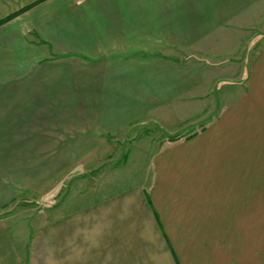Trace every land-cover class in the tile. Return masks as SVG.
Segmentation results:
<instances>
[{"label": "crops", "instance_id": "obj_1", "mask_svg": "<svg viewBox=\"0 0 264 264\" xmlns=\"http://www.w3.org/2000/svg\"><path fill=\"white\" fill-rule=\"evenodd\" d=\"M262 21L264 0H0V213L52 176L37 149L207 116L147 182L0 214V264H264Z\"/></svg>", "mask_w": 264, "mask_h": 264}, {"label": "rangeland", "instance_id": "obj_2", "mask_svg": "<svg viewBox=\"0 0 264 264\" xmlns=\"http://www.w3.org/2000/svg\"><path fill=\"white\" fill-rule=\"evenodd\" d=\"M260 28H264V21L261 22ZM248 57L249 54H246V58ZM242 81L240 80V83ZM234 82L236 81L230 80L228 85L221 89L219 87L216 94L223 95L226 88L229 94L237 93L240 91V83L236 85ZM216 103L215 107L219 109L224 101ZM206 117L204 115L196 118L198 120L191 123L192 125L185 121L175 127L168 125L169 122L134 123L124 142L120 141L117 146L111 148L37 149L38 180L51 165L54 167L51 168L52 176L48 178L47 175L48 179L44 177L47 181L40 183L31 193L16 198L0 214L8 216L10 220L24 221L28 220L30 215L35 213L39 215L60 208L64 204L74 207L78 198L90 199L91 196L85 195L94 194L92 190L109 183L118 190L129 184L147 182L152 173V158L168 141L167 139L175 134L179 137L189 136L193 131L200 129L202 120ZM177 127L181 128L180 133H177ZM246 136L251 140H264V132H261L259 137L258 133ZM83 193L85 194L82 195Z\"/></svg>", "mask_w": 264, "mask_h": 264}, {"label": "trees", "instance_id": "obj_3", "mask_svg": "<svg viewBox=\"0 0 264 264\" xmlns=\"http://www.w3.org/2000/svg\"><path fill=\"white\" fill-rule=\"evenodd\" d=\"M179 138V136H170L168 138V141H174V140H177Z\"/></svg>", "mask_w": 264, "mask_h": 264}]
</instances>
